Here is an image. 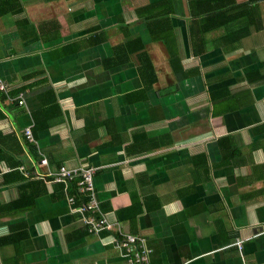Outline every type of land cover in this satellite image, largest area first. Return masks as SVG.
Returning a JSON list of instances; mask_svg holds the SVG:
<instances>
[{"label": "crops", "instance_id": "0c3cea01", "mask_svg": "<svg viewBox=\"0 0 264 264\" xmlns=\"http://www.w3.org/2000/svg\"><path fill=\"white\" fill-rule=\"evenodd\" d=\"M161 1L6 0L0 264H133L120 230L152 264H264V0H171L166 33L138 12ZM62 165L115 229L70 212Z\"/></svg>", "mask_w": 264, "mask_h": 264}, {"label": "built area", "instance_id": "2783aa9c", "mask_svg": "<svg viewBox=\"0 0 264 264\" xmlns=\"http://www.w3.org/2000/svg\"><path fill=\"white\" fill-rule=\"evenodd\" d=\"M0 91L7 93V84L0 77ZM19 104L23 105L24 101L19 100ZM26 137L29 141H34L29 128L25 130ZM94 170L87 167L69 168L65 165L59 167L54 175L52 182L68 187L70 183L78 179V191L89 197L87 203L76 204L75 196H67V204L70 212L79 215L87 227L88 233L93 236H100L102 232H109L115 229V224H112L109 219L104 216L94 198ZM117 228V227H116ZM118 229H121L118 227ZM105 244L115 246L117 250L123 252V256L128 258L133 264H152L150 262L151 250L146 245L145 238L121 232L119 237H110L104 239Z\"/></svg>", "mask_w": 264, "mask_h": 264}, {"label": "trees", "instance_id": "16d2710c", "mask_svg": "<svg viewBox=\"0 0 264 264\" xmlns=\"http://www.w3.org/2000/svg\"><path fill=\"white\" fill-rule=\"evenodd\" d=\"M250 1H256V0H249ZM5 2L6 0H0V17L3 15L8 14L5 10ZM3 4V7L1 6ZM235 4V1H234ZM149 5L146 6L145 8H142L141 10H139V15L142 16V14L144 13V11L149 12L150 11V15L146 17V21L149 22V24L151 25H155L156 28H158L159 24L164 25V32H167V29L171 28V14H172V9H171V0H163L159 3H157V5ZM231 9L233 8H237V6L232 5L230 7ZM19 10L21 11V9L19 8ZM143 10V11H142ZM232 13H236V15H238L237 10L235 12H231ZM246 16V14L244 15ZM152 30V29H151ZM152 33H154V31H152ZM132 41H125L122 42L121 44L116 46L115 49V56H114V63L116 66L121 65L123 63H127L129 58L124 57L123 56V51L125 49H130V51H133L134 49L132 48ZM142 48V46H139ZM138 51H140V49H136ZM122 53V54H121ZM143 56V55H142ZM141 57V55H140ZM140 57L138 58V60L140 59ZM124 58H126L124 60ZM145 60V63H144ZM110 61V60H109ZM111 62V61H110ZM149 63V59L148 58H144V59H140L139 61V65L141 66V68L143 69L142 71L148 70V69H152L151 65L148 64ZM153 76V75H152ZM148 78V77H147ZM2 94L5 93L4 91H0ZM62 189V193L65 197V199L67 198V196H75L76 198V204L80 205V204H85L88 202L89 197L85 194H82L78 191V179L74 180L72 183H70L68 185V187H64L63 185H61Z\"/></svg>", "mask_w": 264, "mask_h": 264}]
</instances>
